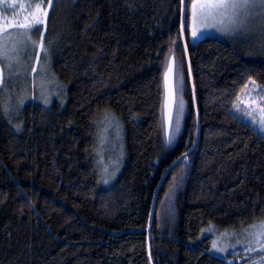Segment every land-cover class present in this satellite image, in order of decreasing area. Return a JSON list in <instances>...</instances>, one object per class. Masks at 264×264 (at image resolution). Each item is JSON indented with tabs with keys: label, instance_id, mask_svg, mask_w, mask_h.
Here are the masks:
<instances>
[{
	"label": "trees",
	"instance_id": "16d2710c",
	"mask_svg": "<svg viewBox=\"0 0 264 264\" xmlns=\"http://www.w3.org/2000/svg\"><path fill=\"white\" fill-rule=\"evenodd\" d=\"M182 1L48 0L47 28L17 44L19 27L1 18L16 7L0 3V54L12 61L8 71L0 63V264H151L150 247L153 264L239 259L212 249L215 230L264 221V133L232 108L242 79L254 77L264 87V40L208 36L191 42L187 0L197 116ZM172 58L183 67L188 99L174 144L164 111ZM45 70L59 85L39 96L33 88ZM109 118L120 125L125 152L120 170L106 180L99 154ZM199 121L200 145L160 189L149 247L157 188L169 166L194 146ZM168 201L166 224L160 211Z\"/></svg>",
	"mask_w": 264,
	"mask_h": 264
},
{
	"label": "rangeland",
	"instance_id": "374dc122",
	"mask_svg": "<svg viewBox=\"0 0 264 264\" xmlns=\"http://www.w3.org/2000/svg\"><path fill=\"white\" fill-rule=\"evenodd\" d=\"M208 0H194L193 3H206ZM225 3H231L232 0H223ZM1 4H14L15 9H11L10 15H2L1 18L10 19L16 25L30 23L32 24L31 30L20 29V36L14 37L15 34L10 36V39L14 37L13 43L17 44L20 40H28L32 38V30H36L40 26L46 27L49 18V11L51 9V2L48 4V0H0ZM23 6V7H21ZM37 6H39L37 8ZM187 8V5H186ZM206 13L209 10H205ZM239 14L234 15L233 9H221V10H211V15H200L199 9L196 11L195 16H191L190 32H191V42L196 43L198 40L211 37H221V38H232V37H242L246 41L257 40L263 42L264 40V7H260L257 3L254 7H249L247 9H239ZM35 20L42 21V23H35ZM196 31L197 35L193 36L192 31ZM39 31V29H38ZM37 31V32H38ZM46 30H44L45 33ZM36 34V33H35ZM26 43L20 44L25 45ZM42 46V44H41ZM39 47V50L41 49ZM17 47V46H16ZM19 50L15 49L17 54ZM41 53V51H40ZM2 54H0L1 57ZM39 56V55H38ZM10 56H3L0 58V63L4 71H8L9 68L7 64L12 63ZM39 60V57H38ZM176 88H177V104L176 113L174 117V126L172 129V135L170 141L174 144L178 141V138L182 134V130L185 125V117L188 113V99L185 98L187 91L186 77L184 75L183 67L176 63ZM1 68V69H2ZM48 69V68H46ZM1 70V74L3 73ZM37 70L34 69L33 72ZM46 72V70H45ZM43 73L41 82L34 89V92L41 96V90H49L54 88V86L59 85L57 80L54 78L53 72ZM35 73V72H34ZM37 76V75H36ZM37 77L34 78V83L36 84ZM4 77L2 75V80L0 81L1 87ZM57 82V84H55ZM52 83V85H51ZM241 93L238 96V101L233 105V111L238 119L241 121L253 125L258 130L264 133V87H262L257 80L253 78H244L241 81ZM61 87V86H60ZM27 93V87L24 93ZM10 97V96H8ZM28 97L26 98V100ZM49 96L45 95L44 100H48ZM44 102V101H43ZM112 120V121H111ZM109 123H108V122ZM105 126L101 131V148L102 152L99 154V170L102 172L104 179H111L118 172L120 166L123 165L124 161V147L123 138L121 136L120 125L113 120L107 119L104 123ZM198 132V131H197ZM199 133V132H198ZM198 137V136H197ZM105 146H107L105 148ZM120 170V169H119ZM114 203V202H112ZM169 201L163 205L161 209V214L163 217V222L168 224L170 221V213L172 208V202ZM116 208V203L113 205ZM161 217V218H162ZM218 229V228H217ZM215 240L213 241L212 252L215 255L221 257H228V255H239V259L242 257H247L250 254H258L259 259H255L251 264H264V221H260L255 225L249 227H238V229H226V230H215ZM236 258L232 259L231 263L236 264L240 260ZM238 264V263H237Z\"/></svg>",
	"mask_w": 264,
	"mask_h": 264
},
{
	"label": "water",
	"instance_id": "95a60500",
	"mask_svg": "<svg viewBox=\"0 0 264 264\" xmlns=\"http://www.w3.org/2000/svg\"><path fill=\"white\" fill-rule=\"evenodd\" d=\"M186 5H187V0H183L182 1V16H181V21H182V25H181V32H182V41L184 43V47H185V52L187 54V59H188V65H189V77H191V86L193 88V99H194V104H195V109L197 110V99H196V88H195V81H194V76H193V68L191 65V59H190V54H189V48H188V43H187V35L185 32L186 29ZM168 69L164 75L165 78V82H164V89H165V105H164V111H165V123H166V134L167 137L170 138L171 137V131L173 128V120L175 117V109H176V104H177V88H176V77H175V73H176V66H175V58H172L169 62L168 65ZM2 78V74H1V69H0V80ZM197 116H199V112L197 110ZM198 137L196 139V141L194 142V146H192L189 151L185 152L184 154H182V156H180L174 163H172L168 170L166 171V173L163 175V177L161 178V182L157 188V193L155 195L154 198V205L151 211V217L149 220V247H150V238H151V229H152V222L155 216V211L157 208V204H158V197L160 194V189L162 187V185L164 184V182L167 180L166 178L168 177V174L175 168V166L179 163V161H181L182 159L186 158L187 156L190 155L191 152H193L194 150L197 149V147L200 145V138H201V123L199 121V127H198ZM149 258L151 259V264H153V259L151 258V247H150V252H149Z\"/></svg>",
	"mask_w": 264,
	"mask_h": 264
},
{
	"label": "snow or ice",
	"instance_id": "6c2138e0",
	"mask_svg": "<svg viewBox=\"0 0 264 264\" xmlns=\"http://www.w3.org/2000/svg\"><path fill=\"white\" fill-rule=\"evenodd\" d=\"M259 4L260 7H264V0H232L231 3H225L223 0H208L206 3H191L189 4V10H190V15L195 16L197 9H199V14L200 15H211V10H221V9H227L231 8L233 9L234 15H238L239 9H247L249 7H254ZM23 7V6H21ZM39 6H37L38 8ZM209 10L207 13L205 10ZM35 23H42V21L35 20ZM19 28L23 30H31L32 24L30 23H24L18 25ZM192 35L196 36L197 32L194 30L192 31Z\"/></svg>",
	"mask_w": 264,
	"mask_h": 264
}]
</instances>
